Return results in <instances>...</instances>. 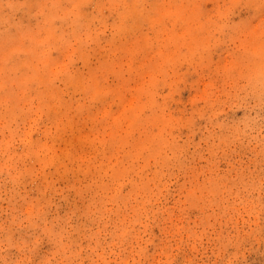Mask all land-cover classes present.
I'll return each mask as SVG.
<instances>
[{
    "label": "rangeland",
    "instance_id": "374dc122",
    "mask_svg": "<svg viewBox=\"0 0 264 264\" xmlns=\"http://www.w3.org/2000/svg\"><path fill=\"white\" fill-rule=\"evenodd\" d=\"M10 261L264 264L262 0H0Z\"/></svg>",
    "mask_w": 264,
    "mask_h": 264
},
{
    "label": "snow or ice",
    "instance_id": "6c2138e0",
    "mask_svg": "<svg viewBox=\"0 0 264 264\" xmlns=\"http://www.w3.org/2000/svg\"><path fill=\"white\" fill-rule=\"evenodd\" d=\"M262 5H264V0H262ZM69 7H77V5H69ZM53 67L56 69L57 72H66L70 69V65H64L62 62H58L53 65ZM39 240H36V244H39ZM8 264H15V262L10 261ZM33 264H36V262H33ZM92 264H105L103 261H93Z\"/></svg>",
    "mask_w": 264,
    "mask_h": 264
}]
</instances>
